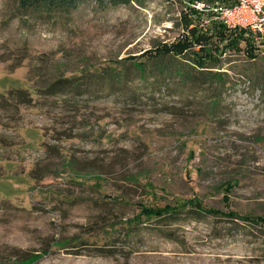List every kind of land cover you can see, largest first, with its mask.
<instances>
[{"label":"rangeland","instance_id":"obj_1","mask_svg":"<svg viewBox=\"0 0 264 264\" xmlns=\"http://www.w3.org/2000/svg\"><path fill=\"white\" fill-rule=\"evenodd\" d=\"M19 1L0 0V264H264V49L220 44L205 69L146 55L143 72L129 57L186 33L188 2ZM167 206L184 212L143 214Z\"/></svg>","mask_w":264,"mask_h":264},{"label":"trees","instance_id":"obj_2","mask_svg":"<svg viewBox=\"0 0 264 264\" xmlns=\"http://www.w3.org/2000/svg\"><path fill=\"white\" fill-rule=\"evenodd\" d=\"M84 0H20L19 1V9L22 11H26L28 9H45L48 12L52 11H62V12H70L75 10L81 2ZM96 3L100 7L115 5V4H131L133 1L142 4V0H95ZM189 3L186 8V12L182 14L181 23L182 26L186 29V33L182 34V36L175 42L168 44L165 43L156 49L146 50L140 55L129 57L131 60V65L140 71H145L146 62L139 60L141 56L152 55L153 59L151 61H162V64L166 63L167 58L171 57H182L184 62H192L194 66L199 69H205L209 67V64L213 62H217L220 60L223 50L225 48H232L236 46L239 49L240 43L242 41L246 42L244 47L245 51H248V55L251 57H256L259 55V51L261 48L264 49V40L258 41L255 38H251L246 35L245 29H231L227 27L221 21H212V27H206L202 25V23L197 22L196 19H201L202 16L205 15L206 8L204 7L202 10L198 9L195 4L198 2L211 3L212 5L209 8H214L219 1L221 3H227L229 0H184ZM233 3V2H231ZM214 11H210L208 16L214 15ZM197 18H195V17ZM215 32V33H214ZM217 36L219 41H213V37ZM258 41V42H256ZM259 43V44H258ZM221 44V47H220ZM232 46V47H231ZM214 49V50H213ZM218 51V52H217ZM221 51V52H220ZM257 52V53H256ZM176 74L180 76H186L185 73L179 69L178 65L175 64ZM113 70V69H112ZM116 71V70H115ZM116 77H119L116 73ZM72 79H64L58 78L49 83L43 90L47 92V94H56L63 90H66L69 87ZM78 86V84L76 85ZM72 90V89H70ZM10 96H15L17 100H19L20 104L30 103L32 100L26 90L23 89H15L9 91ZM0 97L4 98L5 95H0ZM1 106V105H0ZM184 212V210L171 209L167 206L165 209H155V208H144L143 214L148 216H154L155 218H165V217H179L180 214ZM189 213H194L195 216H201L202 214L208 213H218L219 211H214L211 209H205L199 204H195L190 209H188ZM249 220V219H247ZM261 231L264 233V224L261 225Z\"/></svg>","mask_w":264,"mask_h":264},{"label":"built area","instance_id":"obj_3","mask_svg":"<svg viewBox=\"0 0 264 264\" xmlns=\"http://www.w3.org/2000/svg\"><path fill=\"white\" fill-rule=\"evenodd\" d=\"M255 2L257 3L254 6ZM264 4L262 0H237L214 7L218 19L231 29L248 28L264 36ZM254 14L253 17L249 16ZM256 33V34H258ZM263 33V34H260Z\"/></svg>","mask_w":264,"mask_h":264}]
</instances>
